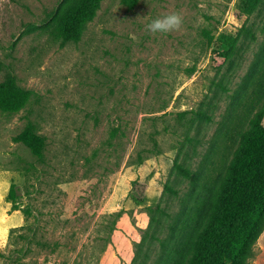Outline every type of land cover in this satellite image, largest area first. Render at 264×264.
Segmentation results:
<instances>
[{
  "label": "rangeland",
  "instance_id": "obj_1",
  "mask_svg": "<svg viewBox=\"0 0 264 264\" xmlns=\"http://www.w3.org/2000/svg\"><path fill=\"white\" fill-rule=\"evenodd\" d=\"M66 1L0 0V83L13 74L34 93L0 111V264H176L264 108V0L250 15L241 0H103L80 39L63 41ZM170 12L180 32L146 30ZM220 33L237 37L227 56L210 46ZM27 120L46 138L43 162L13 141ZM11 183L27 218L10 210Z\"/></svg>",
  "mask_w": 264,
  "mask_h": 264
},
{
  "label": "trees",
  "instance_id": "obj_2",
  "mask_svg": "<svg viewBox=\"0 0 264 264\" xmlns=\"http://www.w3.org/2000/svg\"><path fill=\"white\" fill-rule=\"evenodd\" d=\"M102 1L67 0L55 27L56 37L63 41L79 40L87 24L96 16ZM139 1L121 0L129 9L134 8ZM262 2L263 0H241L240 10L244 15H250ZM209 41L214 52L221 51V54L227 56L235 50L237 37L220 33L214 38L210 37ZM33 95V91L21 87L16 77L10 74L0 83V111L18 113L26 107ZM196 114L199 118L206 117L202 111ZM263 118L264 108L250 119L249 128L241 134L233 159L210 193L197 229L187 248L177 257L176 264L249 263L253 248L264 231ZM13 141L22 143L37 161L43 162L46 138L39 133L32 121L27 120L23 129L13 137ZM174 166L184 177L195 179V175L182 164L175 162ZM132 189L133 198L138 202L143 201L145 185L135 181ZM17 198L16 185L11 183L6 195V200L12 204L11 211L21 209ZM21 210L27 218L30 211ZM148 210L151 221L163 226L165 211L159 205L155 206V210L153 207ZM0 256H3L2 253Z\"/></svg>",
  "mask_w": 264,
  "mask_h": 264
},
{
  "label": "clouds",
  "instance_id": "obj_3",
  "mask_svg": "<svg viewBox=\"0 0 264 264\" xmlns=\"http://www.w3.org/2000/svg\"><path fill=\"white\" fill-rule=\"evenodd\" d=\"M183 27V16L179 12H170L153 19L146 25V30L152 34L180 32Z\"/></svg>",
  "mask_w": 264,
  "mask_h": 264
},
{
  "label": "crops",
  "instance_id": "obj_4",
  "mask_svg": "<svg viewBox=\"0 0 264 264\" xmlns=\"http://www.w3.org/2000/svg\"><path fill=\"white\" fill-rule=\"evenodd\" d=\"M256 244L258 245V247H260L261 251L259 252L260 254V260H259V264H264V231L263 233L260 235V237L258 238Z\"/></svg>",
  "mask_w": 264,
  "mask_h": 264
}]
</instances>
